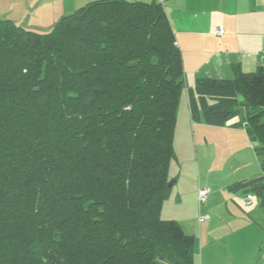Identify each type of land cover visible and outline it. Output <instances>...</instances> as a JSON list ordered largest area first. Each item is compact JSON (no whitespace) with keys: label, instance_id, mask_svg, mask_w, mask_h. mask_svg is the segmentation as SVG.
<instances>
[{"label":"trees","instance_id":"obj_1","mask_svg":"<svg viewBox=\"0 0 264 264\" xmlns=\"http://www.w3.org/2000/svg\"><path fill=\"white\" fill-rule=\"evenodd\" d=\"M233 72L187 88L159 3L92 1L47 33L0 18V264H196L162 217L185 91L193 123L239 119L262 175L230 190L264 209V67Z\"/></svg>","mask_w":264,"mask_h":264},{"label":"crops","instance_id":"obj_2","mask_svg":"<svg viewBox=\"0 0 264 264\" xmlns=\"http://www.w3.org/2000/svg\"><path fill=\"white\" fill-rule=\"evenodd\" d=\"M126 1L159 3L163 6L174 32L176 44L181 51L186 84L191 83L194 87L197 79L200 78L233 79V69L235 67L247 73L256 72L264 67V0ZM84 2L89 3L87 0H0L1 5H6L8 9L12 5L21 7L23 9L21 10L23 12L22 18H26L24 14L33 13L30 15L31 19L27 26L38 30H49L61 18L68 16L64 15L65 10L71 12L80 6H84L82 5ZM3 15L4 17H2ZM0 18L14 22L9 13L3 14L0 12ZM16 18L18 17H14V19ZM220 29L223 30L222 36L216 33ZM237 121H239L238 118L232 120L225 127L215 128L232 129L231 125L237 123ZM192 123L190 116V126H193ZM195 124L199 129L201 128V131L204 130L202 128L205 125L204 123ZM171 180H173L171 182L173 191L171 190L170 199L173 192H175L173 187L177 184L176 178H171ZM239 183L241 182L228 187L234 202L235 199H238L240 192H246L244 190H230ZM207 186L210 189L211 186ZM210 190H214V193L217 192L213 188ZM176 193L177 197L174 201L177 203L176 206H180L183 201L182 193ZM192 197L193 205L199 204L195 187H193ZM229 199L230 196L228 195L227 199L219 203L215 209L214 207L211 209V207L216 200L213 198L208 201L207 199L209 203L206 201L204 204L207 203L210 210L208 209L206 215L202 217V226L190 233H186L180 218L173 216L165 208L167 203L163 206L162 217L164 211L167 210L169 213L166 214L165 212V214L169 220L178 222L186 234L195 237L196 264H253V261L248 262L251 260L252 255H248L244 261L236 260V263L235 258L243 250L241 241L246 237L252 238L251 233L254 231L258 232L261 238L260 247L257 246L255 254L258 251H260V254L264 251V209L260 210L259 204L253 201L252 205L247 206L250 210L244 212L241 211L240 207L238 210L234 205H231ZM256 204L257 206L254 209L253 206ZM216 209H222L223 213L216 211ZM255 213L259 216L255 217ZM260 213L263 214V217L260 216ZM255 225L258 227L254 228ZM232 251H235V254Z\"/></svg>","mask_w":264,"mask_h":264},{"label":"rangeland","instance_id":"obj_3","mask_svg":"<svg viewBox=\"0 0 264 264\" xmlns=\"http://www.w3.org/2000/svg\"><path fill=\"white\" fill-rule=\"evenodd\" d=\"M87 1L91 2L94 0ZM87 3L88 2H84L82 5H86ZM80 7L71 12L65 10L63 13L64 15L73 14ZM21 10L23 9L18 5H12L9 9L6 5L0 6V12L3 14L9 13V16L14 22L23 25L22 27L29 30L47 33L54 27L49 28V30L28 28L27 25L31 19L30 15L33 13L29 12L28 14H24L26 18H22L23 16L21 17V15L23 12ZM52 12L54 13V11ZM2 17H4V15ZM14 17L18 18L14 19ZM192 85L193 84L188 83L187 88L192 89ZM198 105H200L199 101ZM192 124L193 126H190L189 103L187 92L185 91L178 108V121L174 146L176 159L172 162L170 169V177L176 178L177 184L173 187L175 190V192H173V196H171V199L169 198L170 201L169 199L165 201L164 206L167 203L165 208H167L173 216H178L180 218L186 233L196 231L202 226L201 219L206 215L209 209L207 203H209L208 201L213 198L216 202L212 205L211 209L213 207L215 209L217 205L224 202L229 195V202L231 205H234L238 210L240 207L242 209L241 211H249L250 209L247 207L248 205H245V198L247 194L240 192L238 199H235L234 202V198L230 195L232 193L229 191L228 187L237 182L246 181L248 179L252 180L262 175L259 159L254 152V147H252V143L244 128L222 129L215 128L213 126L205 127L206 125H203L202 128H204L205 131H201V128L199 129L197 124ZM194 125H196L197 128L194 127ZM207 185H210V189L213 188L217 192L214 193V190H210ZM193 187L197 190V194L201 189L208 190L209 197L206 204L193 205ZM176 192L182 193L183 201L180 206H176L177 203L174 201L177 197ZM236 196L237 194L235 197ZM254 202L260 205V202L257 199H254ZM256 206L257 204L254 205L253 208L255 209ZM259 209L261 210L263 208L259 206ZM168 211H164L163 219L165 220H169L166 216V214L169 213ZM216 211L223 213L222 209H216ZM257 213H255V217L259 216ZM260 216L263 217V214L260 213ZM239 226L242 227L241 225ZM255 227L258 226L255 225L254 228ZM251 235L252 238L246 237L241 241L243 250L240 251V255H236L235 263L236 260L244 261L248 255H252L250 257L251 260L248 262L253 261V264H264V251H262L261 254L260 251L255 254L257 246L260 247V234L254 231ZM232 252L235 254V251ZM256 259L258 260L255 261Z\"/></svg>","mask_w":264,"mask_h":264},{"label":"built area","instance_id":"obj_4","mask_svg":"<svg viewBox=\"0 0 264 264\" xmlns=\"http://www.w3.org/2000/svg\"><path fill=\"white\" fill-rule=\"evenodd\" d=\"M216 33H217V35L222 36L223 35V30L220 29ZM208 196H209L208 190L201 189L199 191V193H198L199 204L203 205L207 201ZM253 201H254V198H253L252 195L249 194V195L246 196V198H245L246 205H248V206L252 205ZM201 221H203V218L201 219Z\"/></svg>","mask_w":264,"mask_h":264},{"label":"water","instance_id":"obj_5","mask_svg":"<svg viewBox=\"0 0 264 264\" xmlns=\"http://www.w3.org/2000/svg\"><path fill=\"white\" fill-rule=\"evenodd\" d=\"M172 186V184H170V187Z\"/></svg>","mask_w":264,"mask_h":264}]
</instances>
